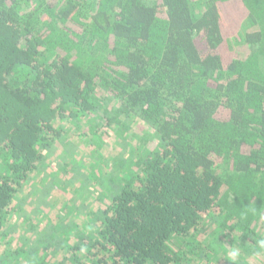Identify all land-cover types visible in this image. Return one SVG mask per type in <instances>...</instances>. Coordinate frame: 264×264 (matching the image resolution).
<instances>
[{
	"label": "trees",
	"instance_id": "1",
	"mask_svg": "<svg viewBox=\"0 0 264 264\" xmlns=\"http://www.w3.org/2000/svg\"><path fill=\"white\" fill-rule=\"evenodd\" d=\"M111 129L137 144L92 173L105 205L15 241L55 148L100 159ZM18 259L264 264V0H0V264Z\"/></svg>",
	"mask_w": 264,
	"mask_h": 264
},
{
	"label": "rangeland",
	"instance_id": "2",
	"mask_svg": "<svg viewBox=\"0 0 264 264\" xmlns=\"http://www.w3.org/2000/svg\"><path fill=\"white\" fill-rule=\"evenodd\" d=\"M109 132L110 134L107 137V141L104 140V137L93 138L95 147L96 145L101 144L102 148L100 153L96 152V154H99L98 157H100V159L94 157V159L90 162L84 160V158L88 157V155L85 153L86 150L83 151V148L77 147L75 154L78 156V160L72 165L65 158L66 155L59 154L60 146L55 148L54 152L49 156L50 158H48V171L45 169V171L41 173L38 183L33 185L31 184L32 180L28 183V186L30 185L28 196L32 197L35 195L34 199L30 198V200H26L25 198L24 202L22 203L24 208L27 210V214H29L31 218L33 217V229L32 227L28 228L27 226L16 228L13 225L12 228L16 239L15 241H22L26 238V240H29L27 242L37 243L36 240L39 237L44 240L45 243H47L51 240V238H53L55 233L53 227L54 224L59 222V219H63L64 222H66V226L71 223L68 222V220L72 219H74L73 223L75 224L82 217L84 212L89 210V212L92 213L95 207L105 205L104 202L99 203L97 201V195L93 192V190L96 188V184L93 180L95 177L94 174L97 172V168H99L101 172L109 174V176L112 175V177H117L118 172H120V169H118L120 164L117 160H115L116 155L123 151L124 154L127 155L129 150H131L130 145L137 144L134 141L135 137L129 142V136L131 135L130 132H127L121 137L116 136V133L113 129H111ZM144 132H148L149 135L153 134L150 128L145 129ZM139 133L141 135L143 134L140 131ZM150 138L151 137L149 136L147 141H150ZM64 142H66V144L63 143L62 147L69 149L70 146L77 144L78 142L81 143L80 140L75 139L74 136H68ZM86 142H92V140ZM74 149L76 148L74 147ZM124 154H121V156H125ZM105 157L107 158L106 160H104ZM81 167L83 169H81ZM92 173L94 174L92 175ZM46 178H48V180H46ZM65 181H74L76 183L77 188L75 187L76 190L74 192L72 191L73 194H61L62 189H58V186L60 183ZM49 183H51L52 186L48 192L49 188H47V185ZM104 186L108 187L109 184L106 183ZM51 195H54V198L51 197ZM61 195L69 198V204L76 209L75 215L72 214L68 215L67 217H59V215H63L65 213L64 210L59 211L58 205L60 204L59 198ZM20 196L21 195L18 197ZM48 209L50 210V214ZM40 210H42L43 214L38 213ZM20 220L22 221V219ZM37 224H39V226ZM88 233V229L82 228L81 233H78V235L89 236L90 234ZM17 261L21 260L18 259ZM17 264L24 263L21 261Z\"/></svg>",
	"mask_w": 264,
	"mask_h": 264
},
{
	"label": "clouds",
	"instance_id": "3",
	"mask_svg": "<svg viewBox=\"0 0 264 264\" xmlns=\"http://www.w3.org/2000/svg\"><path fill=\"white\" fill-rule=\"evenodd\" d=\"M237 255H238V252L235 251V250H233V251L231 252V254H230V259L235 260V258L237 257Z\"/></svg>",
	"mask_w": 264,
	"mask_h": 264
}]
</instances>
